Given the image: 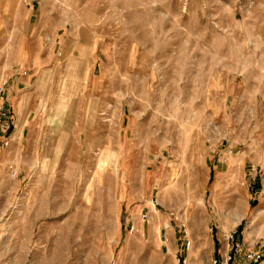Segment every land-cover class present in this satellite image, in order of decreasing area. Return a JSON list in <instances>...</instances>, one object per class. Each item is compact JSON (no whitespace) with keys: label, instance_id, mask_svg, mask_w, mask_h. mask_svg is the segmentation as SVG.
I'll return each mask as SVG.
<instances>
[{"label":"rangeland","instance_id":"374dc122","mask_svg":"<svg viewBox=\"0 0 264 264\" xmlns=\"http://www.w3.org/2000/svg\"><path fill=\"white\" fill-rule=\"evenodd\" d=\"M183 257L264 264V0H0V264Z\"/></svg>","mask_w":264,"mask_h":264},{"label":"built area","instance_id":"2783aa9c","mask_svg":"<svg viewBox=\"0 0 264 264\" xmlns=\"http://www.w3.org/2000/svg\"><path fill=\"white\" fill-rule=\"evenodd\" d=\"M1 109H2V113L1 114L2 115H5L6 114L5 111L3 110V108H1ZM143 218H147V215L144 214L143 215ZM132 228L134 229V226H132ZM231 237L233 238L234 237V234H232ZM190 244H191V241L188 240L187 243H186V249L189 248ZM236 245H238V244H236ZM231 259H232V257H230V258L227 259V263L228 264H230L229 263V260L231 261ZM179 261L182 262V264H186L187 258L186 257H183V259L182 258H179ZM212 264H219V262H218V260H214V261H212Z\"/></svg>","mask_w":264,"mask_h":264}]
</instances>
